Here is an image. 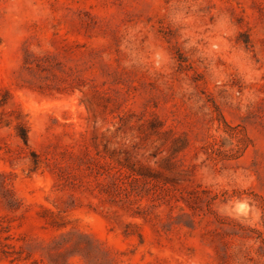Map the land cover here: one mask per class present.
<instances>
[{
    "label": "rangeland",
    "instance_id": "rangeland-1",
    "mask_svg": "<svg viewBox=\"0 0 264 264\" xmlns=\"http://www.w3.org/2000/svg\"><path fill=\"white\" fill-rule=\"evenodd\" d=\"M0 264H264V0H0Z\"/></svg>",
    "mask_w": 264,
    "mask_h": 264
},
{
    "label": "trees",
    "instance_id": "trees-1",
    "mask_svg": "<svg viewBox=\"0 0 264 264\" xmlns=\"http://www.w3.org/2000/svg\"><path fill=\"white\" fill-rule=\"evenodd\" d=\"M24 142L27 143V139L26 138L24 139Z\"/></svg>",
    "mask_w": 264,
    "mask_h": 264
},
{
    "label": "bare ground",
    "instance_id": "bare-ground-1",
    "mask_svg": "<svg viewBox=\"0 0 264 264\" xmlns=\"http://www.w3.org/2000/svg\"><path fill=\"white\" fill-rule=\"evenodd\" d=\"M240 207V206H239ZM245 208V207H244Z\"/></svg>",
    "mask_w": 264,
    "mask_h": 264
}]
</instances>
